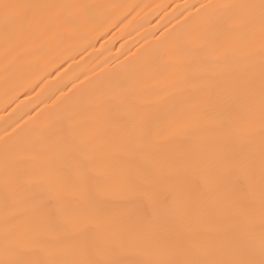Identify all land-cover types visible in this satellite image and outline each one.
Listing matches in <instances>:
<instances>
[{
    "label": "bare ground",
    "instance_id": "1",
    "mask_svg": "<svg viewBox=\"0 0 264 264\" xmlns=\"http://www.w3.org/2000/svg\"><path fill=\"white\" fill-rule=\"evenodd\" d=\"M5 3L26 7L7 27L0 7V261L86 258L77 241L66 238L81 224L68 219L63 205L39 195L52 181L84 206L78 187L85 175L88 191L111 212L108 232L117 241L115 253H101V233H90L96 259L148 264L185 259L189 250L191 258H213L234 218L246 225L259 259L264 21L259 7L219 6H258L261 0H0ZM220 15L235 29L231 38L213 27ZM238 68L250 90L237 103L252 115L239 122L248 139L232 176L241 179L228 185L221 202L206 195L212 170L196 164L216 150L218 139L198 130L204 120H176L209 94L223 103ZM171 160L185 184L201 194L187 208L169 197L171 214L181 219L162 228L156 210L167 193L162 180L169 169L161 165ZM124 175L143 186L141 193L123 194ZM41 199L46 203L38 213ZM12 217L31 224L11 237L16 250L6 256V221Z\"/></svg>",
    "mask_w": 264,
    "mask_h": 264
},
{
    "label": "snow or ice",
    "instance_id": "2",
    "mask_svg": "<svg viewBox=\"0 0 264 264\" xmlns=\"http://www.w3.org/2000/svg\"><path fill=\"white\" fill-rule=\"evenodd\" d=\"M5 25L16 22L20 19L17 10L21 5L5 3L2 6ZM202 8H212V5H202ZM221 9L227 8H255L259 7L261 19L264 21V0L260 5H221ZM214 29L225 39L231 38L235 29L232 27L227 17L220 15L215 17ZM163 35V34H162ZM264 55V49H262ZM67 85H65L66 87ZM59 90V89H58ZM250 90L249 82L244 77V69L238 68L235 75L229 81V87L226 90L227 99L223 103H218L213 94H209L203 100L193 105L191 111L187 114L177 117V123H183L187 120H204L198 125V130L207 135L211 133L219 141L218 147L214 152L204 159L196 161V164L203 165L212 170V187L206 193L213 200L223 202L226 199L225 189L228 185L238 183L241 177L232 176V165L245 157L244 144L248 139V134L241 127L240 121L249 118L251 112H243L237 103L241 94ZM72 90L70 89L69 92ZM261 118L264 119V62L261 66ZM59 99V98H58ZM210 117V120L208 119ZM238 142V143H237ZM130 149H135L136 145H129ZM86 163V162H85ZM168 167L169 171L163 176L162 182L167 187V193L164 200L161 201L156 210V222L162 228H172L179 223L181 216L173 215L167 203L170 197L172 202L183 205L187 208L190 201L201 193L198 190L190 189L180 174V167L175 160L164 161L161 168ZM59 178V173L55 174ZM88 177L85 175L78 187V193L84 201V206L74 204L68 198V194L59 191L55 183L48 182L46 192L39 195L54 199L58 205H63L68 212V219L81 224L80 231L67 235L66 238L77 241L81 254L85 259L79 261H56L50 264H118L115 259L104 258L96 259L92 256V249L97 243L96 240L90 239L89 234L94 230L101 233L102 247L97 251L115 253L117 241H115L108 232V226L111 219V212L105 206L104 199L99 198L95 193L88 191ZM122 182L126 185L124 195H136L141 193L143 186L139 185L134 177L124 175L121 177ZM46 201L38 200L35 205V211L42 213ZM9 227L5 230V253L8 255L10 250H16V243L11 237L16 231L28 229L31 221H16L15 217L6 221ZM48 223H52L50 214H48ZM253 242L247 234L246 225L239 220H233V223L226 227L220 235V249L214 254L213 258H191V250L186 253V258L182 260L163 259L159 261L148 262V264H264V237L260 241V257L255 258L252 255ZM0 264H22L16 259L0 261Z\"/></svg>",
    "mask_w": 264,
    "mask_h": 264
}]
</instances>
